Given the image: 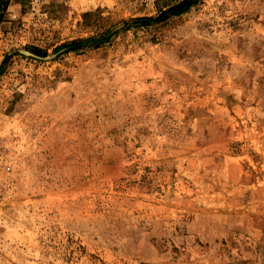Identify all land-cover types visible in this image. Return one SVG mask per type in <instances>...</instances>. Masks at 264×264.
I'll list each match as a JSON object with an SVG mask.
<instances>
[{
  "label": "rangeland",
  "instance_id": "374dc122",
  "mask_svg": "<svg viewBox=\"0 0 264 264\" xmlns=\"http://www.w3.org/2000/svg\"><path fill=\"white\" fill-rule=\"evenodd\" d=\"M179 1L9 0L0 264H264V0Z\"/></svg>",
  "mask_w": 264,
  "mask_h": 264
},
{
  "label": "trees",
  "instance_id": "16d2710c",
  "mask_svg": "<svg viewBox=\"0 0 264 264\" xmlns=\"http://www.w3.org/2000/svg\"><path fill=\"white\" fill-rule=\"evenodd\" d=\"M197 0H181L179 2H176L174 4H171L167 6L166 8H159L157 10V14L155 17L150 18H138L132 22V24L125 23L127 27H132L134 25H139L140 27H146L150 26L151 24H160L167 20H169L172 17H177L185 13L187 10H189ZM9 0H0V21L3 19L5 12L8 8ZM97 44L99 45L101 43V37L100 38H87V39H77L69 42L68 44H64L61 46L62 48L66 49V52H78L81 49H85L88 44Z\"/></svg>",
  "mask_w": 264,
  "mask_h": 264
}]
</instances>
